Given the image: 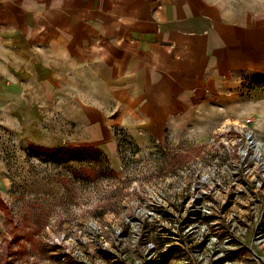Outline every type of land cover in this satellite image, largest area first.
Returning a JSON list of instances; mask_svg holds the SVG:
<instances>
[{"label": "rangeland", "instance_id": "obj_1", "mask_svg": "<svg viewBox=\"0 0 264 264\" xmlns=\"http://www.w3.org/2000/svg\"><path fill=\"white\" fill-rule=\"evenodd\" d=\"M248 34L249 44L233 45L248 63L233 72L222 99L212 101V128L197 142L140 145L115 129L122 154L57 155V148L104 138L77 121L82 109L56 91L50 60L44 74H30L25 84L14 77L11 96L0 91V197L8 207V213L0 210V258L10 264H142L172 246L166 264H264L261 173L254 159L246 170L231 146L233 127L246 118L264 141V37ZM211 136L229 150L208 146ZM206 201L211 213L204 217L197 209ZM256 234L259 242L252 240Z\"/></svg>", "mask_w": 264, "mask_h": 264}, {"label": "crops", "instance_id": "obj_2", "mask_svg": "<svg viewBox=\"0 0 264 264\" xmlns=\"http://www.w3.org/2000/svg\"><path fill=\"white\" fill-rule=\"evenodd\" d=\"M252 31L264 37V0H0V91L50 60L56 91L104 138L77 146L122 154L115 129L140 145L197 142Z\"/></svg>", "mask_w": 264, "mask_h": 264}, {"label": "built area", "instance_id": "obj_3", "mask_svg": "<svg viewBox=\"0 0 264 264\" xmlns=\"http://www.w3.org/2000/svg\"><path fill=\"white\" fill-rule=\"evenodd\" d=\"M251 122L250 118H246L240 126H234L233 132H232V140L233 143L231 146L234 145V152L235 155H237L238 160L242 161L243 164L246 166V170L252 168L254 161L250 159L257 160V165L259 168V172L261 173L259 176V179L257 180L258 187H261L264 184V141L260 137L257 136L254 129L249 126V123ZM220 141L216 140L214 137L211 136L208 146L212 147V144L214 145L213 148H216V152L218 153H225L228 149L227 142H223V146L219 145ZM212 152V148H211ZM231 179H234V175H230ZM203 202L201 203V207L198 206V211L202 212V215H205L204 217L208 216L211 213V207L210 203ZM264 206V205H263ZM196 210V211H197ZM264 212V207H263ZM264 216V214H262ZM208 224H212V221H207ZM224 240L229 242V238H224ZM231 240V239H230ZM252 240L254 242H259V234L252 237ZM236 241L244 244L242 241H240V238L236 237Z\"/></svg>", "mask_w": 264, "mask_h": 264}, {"label": "trees", "instance_id": "obj_4", "mask_svg": "<svg viewBox=\"0 0 264 264\" xmlns=\"http://www.w3.org/2000/svg\"><path fill=\"white\" fill-rule=\"evenodd\" d=\"M56 154H66V156H68V154H74L77 153L78 155H80L81 157H89V156H93L98 152V149L95 148L94 146H70L67 148H57L56 149ZM7 205L6 203L1 199L0 197V210L5 213H8V209H7ZM8 247L10 248V251L12 250V246L11 244H8ZM20 249H17L15 251H11V253L13 254L14 252L19 251ZM173 250L174 247L169 246L165 249L164 252L160 253L159 255H156L155 257L150 256L149 259L144 260L142 264H166L170 261L172 254H173ZM0 264H10V260L5 258L4 260H2V258H0Z\"/></svg>", "mask_w": 264, "mask_h": 264}]
</instances>
